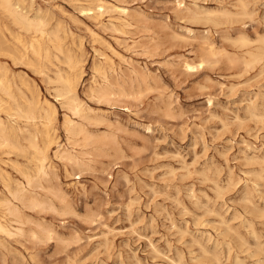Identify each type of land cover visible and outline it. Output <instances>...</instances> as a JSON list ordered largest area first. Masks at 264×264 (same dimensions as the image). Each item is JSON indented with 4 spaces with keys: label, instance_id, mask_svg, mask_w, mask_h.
Here are the masks:
<instances>
[{
    "label": "rangeland",
    "instance_id": "374dc122",
    "mask_svg": "<svg viewBox=\"0 0 264 264\" xmlns=\"http://www.w3.org/2000/svg\"><path fill=\"white\" fill-rule=\"evenodd\" d=\"M107 1L129 8V25L83 14L91 0H25L48 33L37 54L34 33L0 11V34L31 62L14 71L58 112L45 205L23 208V234L0 233V264H264V55L252 61L264 0ZM69 53L88 107L70 140L49 69Z\"/></svg>",
    "mask_w": 264,
    "mask_h": 264
},
{
    "label": "bare ground",
    "instance_id": "6f19581e",
    "mask_svg": "<svg viewBox=\"0 0 264 264\" xmlns=\"http://www.w3.org/2000/svg\"><path fill=\"white\" fill-rule=\"evenodd\" d=\"M24 1L0 0V11L12 17L26 30L34 33L31 48H33L36 54L41 53L45 49L42 46V41L46 38V35L48 36L44 28V20L30 16L29 12L34 10L39 12L40 8L35 9L32 2L26 6ZM91 1L93 5L87 8L80 7L83 14H88L98 19L104 12L114 11L118 14L116 18L120 20V23L130 24L128 19L133 15L128 7L111 4L107 0ZM216 12L218 13L219 11L217 10ZM91 32L94 36H98L97 32ZM15 38L20 39V36L16 35ZM259 41L260 46L258 50L252 53V61L264 55V39L261 38ZM206 44L211 52L215 51V46L211 42H207ZM109 47L114 51L111 45ZM25 57V53H21V51L15 49L14 43L11 42L8 36L4 33L0 34V233L5 234V238L6 236L14 237L24 233L22 226L24 224L23 208L34 209L45 205V201L42 199L39 190L44 188L42 180L49 174L50 150L53 144L56 143V137L54 136L58 113L56 105L49 99H41L37 89L39 86H36V88L24 74H17L14 71V64H31V62L25 61ZM52 61L55 62V60ZM82 62L81 59L69 53L67 55V68L64 69L57 64L49 68L57 76V80L62 83V86L58 90L60 92L56 94V99L64 100L63 102L67 104L70 110L71 115L65 114L63 122L69 140L73 139L74 136L83 130V127L72 118V115L82 116V112L88 109L79 98L77 92V87L83 73ZM184 64L188 69L194 68V65L188 60H185ZM46 68L47 66L40 65L37 72L46 73ZM103 90L104 88H101L100 92L105 94ZM123 107L129 109V106L125 105ZM20 157L23 158L24 162L19 161ZM61 157L69 162L79 163L78 157L72 154L71 151L70 153L64 152ZM8 166L17 169L24 180H14L11 172L6 168ZM6 215L13 216L12 220L15 221V224L13 221H4L2 217ZM33 235L38 234L37 232H33ZM0 245H5V241L1 240V238ZM214 260L220 261L218 259ZM239 260L241 261V259Z\"/></svg>",
    "mask_w": 264,
    "mask_h": 264
}]
</instances>
